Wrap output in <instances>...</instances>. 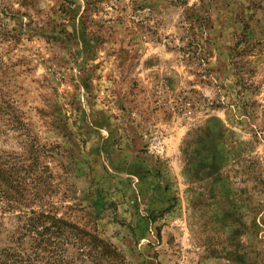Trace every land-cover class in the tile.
I'll return each instance as SVG.
<instances>
[{
    "label": "rangeland",
    "instance_id": "374dc122",
    "mask_svg": "<svg viewBox=\"0 0 264 264\" xmlns=\"http://www.w3.org/2000/svg\"><path fill=\"white\" fill-rule=\"evenodd\" d=\"M0 158L1 247L35 211L120 264H264V0H0Z\"/></svg>",
    "mask_w": 264,
    "mask_h": 264
},
{
    "label": "trees",
    "instance_id": "16d2710c",
    "mask_svg": "<svg viewBox=\"0 0 264 264\" xmlns=\"http://www.w3.org/2000/svg\"><path fill=\"white\" fill-rule=\"evenodd\" d=\"M172 2L185 4V0ZM9 163L8 159L0 158V197L13 201L21 194L22 179ZM31 213L23 226L24 237L32 239L29 247L0 246V264H77L74 250L80 259L85 256L93 264H120L118 253L105 241L84 233L62 218Z\"/></svg>",
    "mask_w": 264,
    "mask_h": 264
}]
</instances>
